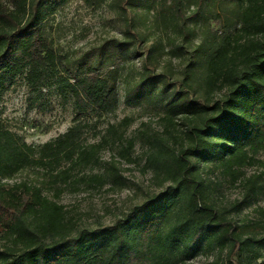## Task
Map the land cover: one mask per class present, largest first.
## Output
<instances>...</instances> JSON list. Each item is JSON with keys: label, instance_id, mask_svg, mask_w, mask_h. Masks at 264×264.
<instances>
[{"label": "trees", "instance_id": "1", "mask_svg": "<svg viewBox=\"0 0 264 264\" xmlns=\"http://www.w3.org/2000/svg\"><path fill=\"white\" fill-rule=\"evenodd\" d=\"M68 1L0 0V101L22 75L34 93L28 109L43 110L44 88L55 85L75 112L41 143L0 119V264H184L198 254H212L211 264H264V207L235 218L264 176V0H90L122 20L113 50L141 59L131 75L124 65L103 71L102 53L89 62L55 43L48 23ZM120 82L127 105L159 110V128L128 134L133 116L102 128L85 118L90 108H119ZM138 142L151 175L141 199L110 223L76 221L58 200L63 191L126 185L120 163L135 161ZM253 165L263 170L247 175ZM210 166L242 195L217 201ZM26 170L42 180L9 183Z\"/></svg>", "mask_w": 264, "mask_h": 264}, {"label": "rangeland", "instance_id": "2", "mask_svg": "<svg viewBox=\"0 0 264 264\" xmlns=\"http://www.w3.org/2000/svg\"><path fill=\"white\" fill-rule=\"evenodd\" d=\"M48 25L55 43L62 51L70 53L77 59L94 62L102 53L103 71L114 65H124V75L126 73L131 75L140 68L141 59L134 53L128 57L118 50H113V41L121 36L123 23L108 5L96 6L90 0H69ZM124 88L125 85L120 82L121 103L114 113L104 114L90 108L85 118L91 124L95 123L98 128H102L109 121L116 122L124 116H133L134 121L128 128V134H135L137 129L146 128L147 125L159 128V110L147 102L127 105L124 101ZM44 92L48 102L43 110L28 109V97L34 93L26 84L24 76L17 75L7 82L0 101V119L21 133L30 143L49 140L65 131L73 123L75 112L72 99L61 97L55 85L45 87ZM38 103L39 101L36 100L35 104ZM94 131L95 129L91 127L87 130L86 135L90 140H94ZM145 152L146 145L138 142L134 151L135 161L132 163L121 161V172L126 177V185L112 187L109 182L100 189L82 188L78 191L67 189L58 200L79 223L96 225L112 222L121 210H125L141 199L142 188L148 189L151 185V175L143 171ZM110 156L111 151L102 152L104 160L109 159ZM258 157L264 159V151H261ZM262 170L263 167L259 165L245 168L247 175L259 173ZM206 172L212 180L220 181L215 191L217 201L227 203L242 195L241 185L228 182L217 168L210 166ZM28 178L41 181L43 177L42 174H35L33 170H26L10 179L9 183ZM260 182L262 187L257 200L250 207H245L241 212L236 213V219L245 220L260 215L257 209L259 206L264 207V176ZM50 193L53 191L50 190ZM212 259V254H198L186 260L184 264H211Z\"/></svg>", "mask_w": 264, "mask_h": 264}]
</instances>
